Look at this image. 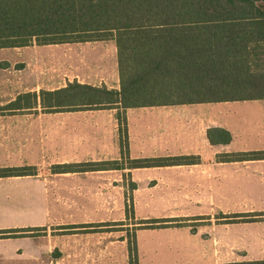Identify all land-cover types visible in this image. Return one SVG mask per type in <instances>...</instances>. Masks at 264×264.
Segmentation results:
<instances>
[{"label":"crops","instance_id":"obj_1","mask_svg":"<svg viewBox=\"0 0 264 264\" xmlns=\"http://www.w3.org/2000/svg\"><path fill=\"white\" fill-rule=\"evenodd\" d=\"M35 45L40 50L50 44ZM51 45L58 47V62H64L63 82L45 87L42 70L37 86L23 93L39 94L74 82L121 91L114 40ZM38 111L0 110L9 112L0 116V169L34 171L0 177V231H29L0 238V264H129L126 230L102 226L99 231L66 233L65 227L126 222L125 195L130 190L135 220H184L183 227L136 230L138 264L264 260V221L227 223L223 218L264 212V160H218L222 154L264 151V99ZM119 111L127 121L130 159L190 156L198 161L148 168H129L125 161L122 169L76 172L52 169L121 162ZM214 129L228 131L231 141L213 143L209 132Z\"/></svg>","mask_w":264,"mask_h":264},{"label":"trees","instance_id":"obj_2","mask_svg":"<svg viewBox=\"0 0 264 264\" xmlns=\"http://www.w3.org/2000/svg\"><path fill=\"white\" fill-rule=\"evenodd\" d=\"M114 40L121 91L77 82L53 91L27 92L1 108L10 112H63L141 107L163 102L195 103L264 99V0H0V48ZM120 161L66 164L57 172L194 164L181 156L132 160L127 121L118 113ZM215 133V134H214ZM213 143H229L223 129ZM219 162L264 160V151L222 154ZM32 168L0 169V177L32 175ZM135 187V185H134ZM130 211L127 209V218ZM227 223L264 221V212L223 216ZM137 228L183 227V219H149ZM120 223L65 227L111 230ZM28 230L0 231V238ZM129 264H137L136 237L127 233ZM248 264H264L256 261Z\"/></svg>","mask_w":264,"mask_h":264},{"label":"rangeland","instance_id":"obj_3","mask_svg":"<svg viewBox=\"0 0 264 264\" xmlns=\"http://www.w3.org/2000/svg\"><path fill=\"white\" fill-rule=\"evenodd\" d=\"M35 44L32 43L25 47L0 48V105H5L9 100L16 98L18 93H23L24 90L26 91L27 88H35L39 83L38 78L41 77L39 73H42V70L44 71L42 75L45 87L49 89L56 88L63 82L61 77H63L62 69L64 62H58V47L50 44L38 50L39 47ZM38 110L39 113L43 109L38 107ZM7 113L9 112H0V116ZM125 197L126 216L128 209L130 211V216L128 217L130 218H127L126 222L120 223L123 225H116L111 229L115 231L126 230L127 233L129 230L130 235L133 236V233L135 235L136 230L140 229L137 227L142 220H135L132 190L126 193Z\"/></svg>","mask_w":264,"mask_h":264}]
</instances>
